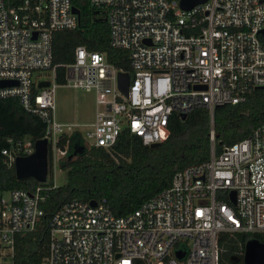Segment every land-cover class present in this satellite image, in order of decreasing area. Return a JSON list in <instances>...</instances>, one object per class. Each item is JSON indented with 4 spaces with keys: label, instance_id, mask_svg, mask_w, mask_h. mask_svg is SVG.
Instances as JSON below:
<instances>
[{
    "label": "built area",
    "instance_id": "built-area-1",
    "mask_svg": "<svg viewBox=\"0 0 264 264\" xmlns=\"http://www.w3.org/2000/svg\"><path fill=\"white\" fill-rule=\"evenodd\" d=\"M8 1L0 0V99L17 98L45 124L51 155L61 136L74 133L83 149L108 152L124 130L144 145L161 143L172 114L204 108L212 125L214 108L264 86V0H205L189 9L181 0H87L105 19L110 46L127 52L129 72L84 45L72 62L52 63L53 34L79 24L71 0ZM120 73L129 75L125 92ZM59 86L93 94L84 133L79 123L56 119ZM209 139L207 159L175 171L169 187L126 215L115 216L104 197L59 203L47 221L42 264H220L221 234H264V122L219 154L212 128ZM5 142V170L34 151L28 135ZM57 151L66 156V147ZM55 187L0 189V264H15L16 236L41 224Z\"/></svg>",
    "mask_w": 264,
    "mask_h": 264
},
{
    "label": "trees",
    "instance_id": "trees-1",
    "mask_svg": "<svg viewBox=\"0 0 264 264\" xmlns=\"http://www.w3.org/2000/svg\"><path fill=\"white\" fill-rule=\"evenodd\" d=\"M79 9V24L73 29L56 31L52 39L54 65L70 63L74 48L84 45L88 50L104 52L108 62L129 72L128 54L115 49L109 43L108 25L87 0H71ZM22 0H9L18 5ZM57 80L62 82L64 68L58 66ZM264 122V88L251 89L244 101L223 104L214 108L212 125L208 111L198 108L188 113L185 119L172 114L169 135L157 147L142 144L140 138L123 131L110 152L102 147H91L74 159H68L71 140L81 143L79 133L63 135L58 147L67 153L59 160V167L66 171V182L49 192L43 204L44 215L35 230L16 236L15 264H42L46 255L47 221L52 210L64 200L78 198L96 200L106 198L115 216L126 215L137 209L144 201L169 187L175 171L208 158L213 129L214 152L219 154L224 146L245 138ZM45 124L26 112L15 97L0 99V150L6 146V137L30 136L32 142L45 135ZM112 155H115L113 157ZM53 163L51 145L48 144V177L52 183ZM39 184L33 178L17 179L14 167L3 169L0 153V189L30 188ZM45 184V183H44ZM264 243L262 233H223L219 245L225 253L220 255V264H242L244 243L248 239Z\"/></svg>",
    "mask_w": 264,
    "mask_h": 264
},
{
    "label": "water",
    "instance_id": "water-1",
    "mask_svg": "<svg viewBox=\"0 0 264 264\" xmlns=\"http://www.w3.org/2000/svg\"><path fill=\"white\" fill-rule=\"evenodd\" d=\"M205 0H181L180 6L184 9L191 8L194 4L203 2ZM72 11L78 16L80 15L79 9L72 7ZM119 87L125 92L127 89L129 75L128 73L119 74ZM48 83H45L47 85ZM43 84H39L42 86ZM258 88H264L258 87ZM186 115L181 114L180 118L185 119ZM160 143H152L150 147H157ZM83 147L78 145L74 153L82 152ZM71 155L68 157L70 158ZM14 171L17 179L33 178L39 182L46 180L48 172V141L46 138L37 139L34 141V151L27 156H18L15 158ZM230 200L234 202V192H230ZM94 200L90 203L94 204ZM177 256H182L181 252H176ZM238 259L233 260L236 263ZM242 261L244 264H264V243L257 239H248L243 246Z\"/></svg>",
    "mask_w": 264,
    "mask_h": 264
},
{
    "label": "rangeland",
    "instance_id": "rangeland-1",
    "mask_svg": "<svg viewBox=\"0 0 264 264\" xmlns=\"http://www.w3.org/2000/svg\"><path fill=\"white\" fill-rule=\"evenodd\" d=\"M41 72L44 75L45 72ZM94 111L95 103L92 93L64 86H59L56 89L54 113L58 121H75L80 124L79 129L84 133V130L87 128L86 124L93 121ZM57 148L58 147L56 146L54 154L52 153L53 181L56 186H62L66 182V171L59 167V158L61 157V154L57 151ZM112 156L115 157V155ZM221 249V253H225L224 248L221 247Z\"/></svg>",
    "mask_w": 264,
    "mask_h": 264
},
{
    "label": "flooded vegetation",
    "instance_id": "flooded-vegetation-1",
    "mask_svg": "<svg viewBox=\"0 0 264 264\" xmlns=\"http://www.w3.org/2000/svg\"><path fill=\"white\" fill-rule=\"evenodd\" d=\"M70 144V146H69V152H68V155H67V158L68 159H74V158H76L78 155H80L81 153H83L84 151H85V148L83 149V151L82 152H77V153H74L75 152V150L78 148V145H79V143H76V141L73 139V140H71V142L69 143ZM69 155H71L70 156V158L68 157Z\"/></svg>",
    "mask_w": 264,
    "mask_h": 264
},
{
    "label": "crops",
    "instance_id": "crops-1",
    "mask_svg": "<svg viewBox=\"0 0 264 264\" xmlns=\"http://www.w3.org/2000/svg\"><path fill=\"white\" fill-rule=\"evenodd\" d=\"M73 122L76 123L75 121H73ZM47 177H48V172H47L46 180H47ZM46 180H45V181H46ZM36 181H37V180H36ZM37 182H39V181H37ZM52 182H54V181H53V176H52Z\"/></svg>",
    "mask_w": 264,
    "mask_h": 264
}]
</instances>
